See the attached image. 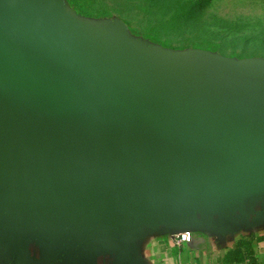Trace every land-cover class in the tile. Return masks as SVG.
I'll use <instances>...</instances> for the list:
<instances>
[{
  "label": "water",
  "instance_id": "1",
  "mask_svg": "<svg viewBox=\"0 0 264 264\" xmlns=\"http://www.w3.org/2000/svg\"><path fill=\"white\" fill-rule=\"evenodd\" d=\"M263 226L264 58L0 0V248L142 264L148 233Z\"/></svg>",
  "mask_w": 264,
  "mask_h": 264
},
{
  "label": "rangeland",
  "instance_id": "2",
  "mask_svg": "<svg viewBox=\"0 0 264 264\" xmlns=\"http://www.w3.org/2000/svg\"><path fill=\"white\" fill-rule=\"evenodd\" d=\"M77 2L89 13L80 16L119 19L130 37L147 44L171 50L203 49L235 59L264 58V0Z\"/></svg>",
  "mask_w": 264,
  "mask_h": 264
},
{
  "label": "crops",
  "instance_id": "3",
  "mask_svg": "<svg viewBox=\"0 0 264 264\" xmlns=\"http://www.w3.org/2000/svg\"><path fill=\"white\" fill-rule=\"evenodd\" d=\"M181 232L148 233L141 241L142 264H264V226L231 234L191 232L189 240L176 243ZM0 264H56L47 257H14L0 248Z\"/></svg>",
  "mask_w": 264,
  "mask_h": 264
},
{
  "label": "trees",
  "instance_id": "4",
  "mask_svg": "<svg viewBox=\"0 0 264 264\" xmlns=\"http://www.w3.org/2000/svg\"><path fill=\"white\" fill-rule=\"evenodd\" d=\"M67 1L69 5L72 7V9L75 10L77 13L89 14L87 11H85V9H83L81 4H79L77 0H67Z\"/></svg>",
  "mask_w": 264,
  "mask_h": 264
},
{
  "label": "built area",
  "instance_id": "5",
  "mask_svg": "<svg viewBox=\"0 0 264 264\" xmlns=\"http://www.w3.org/2000/svg\"><path fill=\"white\" fill-rule=\"evenodd\" d=\"M191 235H192V233L189 232V231L181 232V233H179V234L175 237L174 241H175L176 243H182V242H185V241H187V240L190 239Z\"/></svg>",
  "mask_w": 264,
  "mask_h": 264
}]
</instances>
